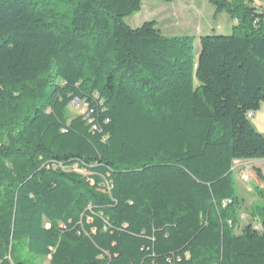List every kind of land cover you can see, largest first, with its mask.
<instances>
[{
	"label": "trees",
	"instance_id": "1",
	"mask_svg": "<svg viewBox=\"0 0 264 264\" xmlns=\"http://www.w3.org/2000/svg\"><path fill=\"white\" fill-rule=\"evenodd\" d=\"M208 2L195 54L142 0H0V264H264V0Z\"/></svg>",
	"mask_w": 264,
	"mask_h": 264
},
{
	"label": "rangeland",
	"instance_id": "2",
	"mask_svg": "<svg viewBox=\"0 0 264 264\" xmlns=\"http://www.w3.org/2000/svg\"><path fill=\"white\" fill-rule=\"evenodd\" d=\"M215 9L208 0H142L140 11L125 18L132 28L140 26L145 21L154 20L159 29L166 35L189 34L194 36V53L199 51V36L205 34L228 35L231 33L232 20L223 12L216 16ZM80 114V110L69 107L70 117ZM257 132L264 136V107L255 112L250 119ZM258 167L264 173V160H248L235 162V188L242 203L239 209L240 227L245 223L259 225L262 201L257 196L258 183L254 178L253 168ZM241 171L249 174V181L240 178ZM239 227V228H240ZM259 228V227H257ZM41 264H48V258Z\"/></svg>",
	"mask_w": 264,
	"mask_h": 264
},
{
	"label": "built area",
	"instance_id": "3",
	"mask_svg": "<svg viewBox=\"0 0 264 264\" xmlns=\"http://www.w3.org/2000/svg\"><path fill=\"white\" fill-rule=\"evenodd\" d=\"M71 105L75 108H78L80 110V113L83 112V108L84 106H82V104L77 100V99H74L72 102H71ZM250 116V115H248ZM240 175H246V173L242 172Z\"/></svg>",
	"mask_w": 264,
	"mask_h": 264
},
{
	"label": "bare ground",
	"instance_id": "4",
	"mask_svg": "<svg viewBox=\"0 0 264 264\" xmlns=\"http://www.w3.org/2000/svg\"><path fill=\"white\" fill-rule=\"evenodd\" d=\"M242 180L244 181V182H247L248 181V177L246 176V175H242Z\"/></svg>",
	"mask_w": 264,
	"mask_h": 264
},
{
	"label": "crops",
	"instance_id": "5",
	"mask_svg": "<svg viewBox=\"0 0 264 264\" xmlns=\"http://www.w3.org/2000/svg\"><path fill=\"white\" fill-rule=\"evenodd\" d=\"M241 178V177H240Z\"/></svg>",
	"mask_w": 264,
	"mask_h": 264
}]
</instances>
